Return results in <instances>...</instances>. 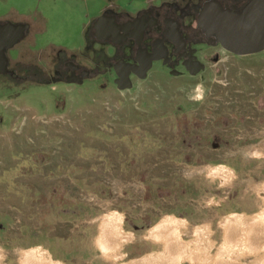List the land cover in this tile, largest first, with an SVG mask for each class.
<instances>
[{"label":"rangeland","instance_id":"1","mask_svg":"<svg viewBox=\"0 0 264 264\" xmlns=\"http://www.w3.org/2000/svg\"><path fill=\"white\" fill-rule=\"evenodd\" d=\"M103 3L0 0V22L33 26L9 52L11 70L45 72L24 89L0 80V264L32 249L53 264H130L159 251L147 235L164 220L184 225L183 241L208 228L218 247L224 219L261 212L264 52L222 54L196 76L157 63L125 91L103 56L82 84L51 82L57 60L81 54ZM219 167L232 177H210ZM109 214L132 237L115 262L96 246Z\"/></svg>","mask_w":264,"mask_h":264},{"label":"flooded vegetation","instance_id":"2","mask_svg":"<svg viewBox=\"0 0 264 264\" xmlns=\"http://www.w3.org/2000/svg\"><path fill=\"white\" fill-rule=\"evenodd\" d=\"M20 24L30 27L26 38L33 26L29 22ZM86 27H91L87 32L88 36L91 31V37L86 36L81 54L70 56L67 63L58 61L51 82L91 78L98 72L97 59L101 56L108 59V69L115 77L119 62L135 65L144 54L161 57L153 65L161 64L178 74L176 70L182 69L190 76L205 71L209 62L219 64L222 54L246 57L229 50L244 49L236 43L221 42L219 29L236 32L243 27H264V0H148L137 9L111 6ZM85 62L92 69L82 64ZM133 78L138 74L132 72L131 81Z\"/></svg>","mask_w":264,"mask_h":264},{"label":"bare ground","instance_id":"3","mask_svg":"<svg viewBox=\"0 0 264 264\" xmlns=\"http://www.w3.org/2000/svg\"><path fill=\"white\" fill-rule=\"evenodd\" d=\"M208 174L225 180L233 175L222 167L212 168ZM260 191L261 212L246 219L237 216L224 219L220 223L222 234L218 247L211 241L208 228L196 229L190 241H183L184 225L164 220L147 235V239L159 246V251L130 264H264V186ZM121 227V219L114 214L106 215L100 221L96 246L108 261L122 260L124 247L132 241ZM19 263L53 264L50 256L38 249L21 253Z\"/></svg>","mask_w":264,"mask_h":264},{"label":"water","instance_id":"4","mask_svg":"<svg viewBox=\"0 0 264 264\" xmlns=\"http://www.w3.org/2000/svg\"><path fill=\"white\" fill-rule=\"evenodd\" d=\"M29 26L25 24L6 23L0 25V76L10 74L9 58L7 52L14 49L26 36ZM235 31L219 29V37L221 42L236 43L242 50H231L238 56H250L264 51V27H243ZM226 46V45H225ZM228 48V47H226ZM161 57L144 54L143 60H138L137 64H126L119 62L116 67L115 84L121 91L130 90L133 88V83L130 79V74L133 72L138 74V78L144 80L147 78L148 72L151 70L154 61L160 60ZM199 72L201 69L198 70ZM172 75H178L176 72H171ZM67 83L82 84L81 81L69 79Z\"/></svg>","mask_w":264,"mask_h":264},{"label":"trees","instance_id":"5","mask_svg":"<svg viewBox=\"0 0 264 264\" xmlns=\"http://www.w3.org/2000/svg\"><path fill=\"white\" fill-rule=\"evenodd\" d=\"M66 54H67L66 52L59 50V51H57L56 58L63 57ZM56 60H55V64H56ZM57 61H59V60H57ZM9 71L11 72V75L10 74L2 75V76H0V80L2 78L4 79L7 77L8 80L13 84L12 86L21 87V89H24L25 86L31 85V84L42 85V84L38 83L39 82L38 80L40 79V77L45 76V72H43V70L40 68V66L38 64L37 65H25V64L23 65V64H21V62H19L17 68H13L12 70L10 68ZM30 75H33L35 77H33V79L32 78L30 79L29 78ZM54 76H55V74H54ZM29 81H33L35 83H26ZM60 83H62V82H60ZM12 86H10V87H12Z\"/></svg>","mask_w":264,"mask_h":264},{"label":"crops","instance_id":"6","mask_svg":"<svg viewBox=\"0 0 264 264\" xmlns=\"http://www.w3.org/2000/svg\"><path fill=\"white\" fill-rule=\"evenodd\" d=\"M103 1L104 3L100 11L98 12V14H100L102 11H104L105 9L111 6H114L115 8H120V9H137L145 5L148 0H128L129 3L127 5L118 4V2L116 3L111 2L112 0H103ZM24 22H27V21H24Z\"/></svg>","mask_w":264,"mask_h":264}]
</instances>
